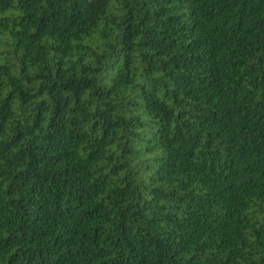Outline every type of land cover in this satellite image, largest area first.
<instances>
[{"label": "trees", "instance_id": "obj_1", "mask_svg": "<svg viewBox=\"0 0 264 264\" xmlns=\"http://www.w3.org/2000/svg\"><path fill=\"white\" fill-rule=\"evenodd\" d=\"M0 264H264V0H0Z\"/></svg>", "mask_w": 264, "mask_h": 264}]
</instances>
